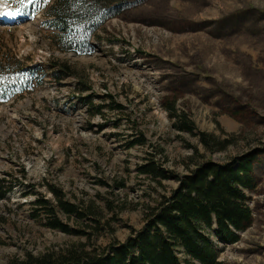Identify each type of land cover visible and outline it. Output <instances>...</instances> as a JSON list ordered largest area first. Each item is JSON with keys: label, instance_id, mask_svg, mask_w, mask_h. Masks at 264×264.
I'll list each match as a JSON object with an SVG mask.
<instances>
[{"label": "rangeland", "instance_id": "rangeland-1", "mask_svg": "<svg viewBox=\"0 0 264 264\" xmlns=\"http://www.w3.org/2000/svg\"><path fill=\"white\" fill-rule=\"evenodd\" d=\"M124 1L89 56L58 50L42 11L15 24L0 15L8 20L0 22L4 80L27 84V71L42 68L29 78L40 82L0 102V194L8 191L0 264L79 242H126L143 228L146 208L179 186L140 175L148 159L185 177L204 162L249 156L252 225L237 244L213 242L223 264H264V0ZM171 104L192 134L178 128ZM203 134L216 145L207 148ZM52 189L102 209L97 230L85 222L90 242L46 226L36 203L55 205ZM58 216L74 229L84 224Z\"/></svg>", "mask_w": 264, "mask_h": 264}, {"label": "trees", "instance_id": "trees-1", "mask_svg": "<svg viewBox=\"0 0 264 264\" xmlns=\"http://www.w3.org/2000/svg\"><path fill=\"white\" fill-rule=\"evenodd\" d=\"M126 3L123 0H37L17 10L18 15L30 18L42 11L45 25L54 31L52 40L58 50L87 55L93 51L92 37L109 20L118 17L127 7ZM9 69L10 65L0 69V76ZM65 70L70 71L69 68ZM11 79L0 84L4 96L7 95L4 88ZM168 108L179 118L178 128L192 134L191 122L185 116L179 117L172 104ZM201 142L207 148L216 145L213 138L205 134L201 136ZM253 160L249 156L228 165L208 161L185 177H175L155 158L148 159L138 169L140 175L159 184L174 177L179 186L168 196H161L155 206L146 208L143 228L133 231L126 242L114 241L107 247L79 242L58 250L48 249L38 255L30 252L23 258L12 259L9 264H223L213 238L222 243L237 244L240 234L253 222L249 206V194L256 189ZM52 190L55 205L36 203L46 209V226L90 242L86 232L88 223L94 224L97 230L103 220L102 209L96 201L70 203L60 191ZM7 192L0 194V200ZM58 213L74 221L75 225L84 224L81 229L71 228L60 220Z\"/></svg>", "mask_w": 264, "mask_h": 264}, {"label": "snow or ice", "instance_id": "snow-or-ice-1", "mask_svg": "<svg viewBox=\"0 0 264 264\" xmlns=\"http://www.w3.org/2000/svg\"><path fill=\"white\" fill-rule=\"evenodd\" d=\"M37 0H0V15L15 16L18 15V8H23L29 3H35ZM10 6L11 10H5ZM4 78L0 76V84L3 83ZM2 91V89H0Z\"/></svg>", "mask_w": 264, "mask_h": 264}, {"label": "bare ground", "instance_id": "bare-ground-1", "mask_svg": "<svg viewBox=\"0 0 264 264\" xmlns=\"http://www.w3.org/2000/svg\"><path fill=\"white\" fill-rule=\"evenodd\" d=\"M2 22L4 21V22H6L7 20H5V19H3V20H1ZM0 21V22H1ZM93 43H94V45H95V54H96V52H98L99 50L98 49H100V43H98L96 40L95 41H93ZM93 55V54H92Z\"/></svg>", "mask_w": 264, "mask_h": 264}, {"label": "water", "instance_id": "water-1", "mask_svg": "<svg viewBox=\"0 0 264 264\" xmlns=\"http://www.w3.org/2000/svg\"><path fill=\"white\" fill-rule=\"evenodd\" d=\"M225 244H227V243H225Z\"/></svg>", "mask_w": 264, "mask_h": 264}]
</instances>
